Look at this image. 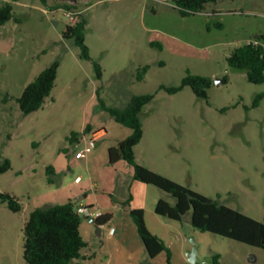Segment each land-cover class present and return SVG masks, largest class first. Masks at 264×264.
<instances>
[{"label": "rangeland", "instance_id": "1", "mask_svg": "<svg viewBox=\"0 0 264 264\" xmlns=\"http://www.w3.org/2000/svg\"><path fill=\"white\" fill-rule=\"evenodd\" d=\"M6 2L13 5L14 19L0 25V163L9 159L12 169L0 174V192L16 196L23 210L12 212L0 202V264H27L24 227L30 213L47 206L43 196L69 189L76 175L89 177L72 166L73 173L65 171L49 182L46 168L65 158L63 148L69 149L65 159H74L75 145L66 138L86 121L109 133L98 145V150L106 148L128 128L111 118L101 101L126 108L134 96L148 93L155 99L141 114L146 134L137 162L264 222V98L253 107L264 84L250 83L246 70L233 69L227 61L248 40L264 42V0H219L190 16H182L173 0H0V8ZM64 5L88 20L86 44L102 66V79L74 41L63 38L72 23ZM57 60L51 95L42 109L24 115L18 98ZM145 65L150 70L139 81L138 70ZM187 70L212 79L208 100L191 87L176 94L160 89L180 86ZM150 187L147 207L156 217L154 198L171 205L175 200ZM111 212L114 219L102 227L82 215L81 234L89 247L87 259L78 264H170L166 252L148 256L124 203ZM161 219L149 218L146 226L169 247L171 264H210L216 254L224 264H264L263 249L194 228L190 212L182 221Z\"/></svg>", "mask_w": 264, "mask_h": 264}, {"label": "trees", "instance_id": "2", "mask_svg": "<svg viewBox=\"0 0 264 264\" xmlns=\"http://www.w3.org/2000/svg\"><path fill=\"white\" fill-rule=\"evenodd\" d=\"M17 1V0H14ZM219 0H173L182 16H190L205 10L210 3ZM57 5L55 9H60ZM69 12L74 7L64 5ZM14 19L13 5L6 2L0 8V25ZM88 20L76 15L71 24L66 25L63 38L73 40L81 49V58L93 62L97 78H103V69L99 62L94 61L90 54V48L86 44V30ZM261 40V39H259ZM153 44V43H152ZM228 64L233 69L246 70L247 80L253 84H264V46L248 45L243 43L236 47L227 58ZM60 62L57 60L43 70L24 89L18 104L24 115H29L43 108L46 99L51 95L58 77ZM150 70V65H145L138 70L137 79L143 81ZM213 81L209 77L194 75L187 70V75L178 87L162 85L161 90L169 94H176L185 87H191L194 94L201 99L208 100V91ZM100 91L97 90L99 95ZM264 93L257 95L253 107H258ZM155 99L154 94H142L134 96L126 108L108 107L101 101L104 111L118 124L132 130V134L109 149V163L116 164L125 161L134 172L137 181L152 185L170 194L175 204L171 205L164 199H159L155 205V213L163 218L182 221L184 216L191 213V223L194 228L202 232L217 234L253 247L264 250V222L257 221L246 214L235 210L218 201L204 196L189 187L183 186L147 166L137 162L135 148L144 137V124L141 114L146 106ZM90 130V126L83 133L72 132L66 140L75 144L82 135ZM12 169L9 159L0 163V174H5ZM52 167H47L49 182L53 183L50 175ZM220 198V195H218ZM0 202L7 205L12 212H20L23 205L19 199L7 192H0ZM127 200L124 205L129 204ZM130 215L136 225L149 257L154 258L166 252L171 264L169 247L158 236L152 234L146 226L143 209H133ZM111 220L110 215H103L95 219L98 227L106 225ZM82 215L77 213V204L68 200L63 204H49L35 208L29 215L24 227V259L27 264H78L86 259L84 250L89 243L81 234ZM210 264H224L220 254L213 255Z\"/></svg>", "mask_w": 264, "mask_h": 264}, {"label": "crops", "instance_id": "3", "mask_svg": "<svg viewBox=\"0 0 264 264\" xmlns=\"http://www.w3.org/2000/svg\"><path fill=\"white\" fill-rule=\"evenodd\" d=\"M90 126V130L85 133L84 135H89L94 131H103V136L99 139L97 143L96 149L90 154L87 159L77 160L74 159L69 163L67 161V151L69 149L63 148V153L65 158H59L56 163L49 164L47 167H52L53 173L50 177L53 181H56L57 176L61 173H73L72 166H76L78 169H84L89 174V177H83L82 181L79 184H73V180H70L67 183V190L59 188L54 193H48L47 195L43 196L42 199L47 205L49 204H57L56 201H68L72 200L76 202L78 206H86L91 208H102L105 211L102 212L104 215H110L112 221L114 219V214L111 212L112 209L116 208L119 203H125L127 200H130L129 204L124 205V210L130 214V211L133 209H143L145 214V221L147 223V219H151L152 221H157V223L162 222L161 216L157 215L156 217H152V213L149 211L147 207L148 196L151 193L150 185L142 183L140 181L135 180L133 169L125 162L119 161L115 166H110L109 163V149L112 146L117 145L120 141L127 138L132 134L131 129H125L119 131V136L113 138V143L106 146V148H101L98 150V145L108 137L109 133L105 130V128L97 127L92 124H87L86 121L83 122V126L80 131H73L83 133L86 128ZM127 128V127H125ZM145 130H144V137L145 138ZM82 137V136H81ZM143 140L139 145L135 148V154L138 162H140V158L138 155V150L140 145L142 144ZM141 163V162H140ZM145 166V165H144ZM47 169V168H46ZM47 171V170H46ZM62 179H58V183L60 184ZM73 184V185H70ZM103 189L102 193H97V190ZM111 198V199H110ZM159 199H163V197H156L154 198V203L156 205ZM115 201V203H113ZM155 218V219H154ZM89 217L87 218V220ZM116 234V230L113 235ZM155 235V234H154ZM85 257L88 255L84 253ZM87 259V257H86Z\"/></svg>", "mask_w": 264, "mask_h": 264}, {"label": "built area", "instance_id": "4", "mask_svg": "<svg viewBox=\"0 0 264 264\" xmlns=\"http://www.w3.org/2000/svg\"><path fill=\"white\" fill-rule=\"evenodd\" d=\"M67 16H71L72 22L74 21L76 14L73 15L72 12H68ZM248 45H255L259 46L262 45L264 46V42L259 39H250L247 42H245ZM103 131H94L90 133L89 135H82L80 139L74 144L75 145V153H74V158L77 160H84L87 159L90 154L96 149L97 143L99 139L103 136ZM82 181L81 176H77L73 180V184H79ZM70 184V185H73ZM77 213L80 215L83 214H89V218H92L93 220L98 219L102 217L104 214L100 211L94 212L91 207H86V206H78L77 207ZM115 230L112 228L110 230L111 235H113Z\"/></svg>", "mask_w": 264, "mask_h": 264}, {"label": "water", "instance_id": "5", "mask_svg": "<svg viewBox=\"0 0 264 264\" xmlns=\"http://www.w3.org/2000/svg\"><path fill=\"white\" fill-rule=\"evenodd\" d=\"M215 82L217 84H224L225 83V79H217ZM88 222L91 223V224L95 223L92 218H89ZM191 241H192L193 244H195V240L193 238H191ZM196 254H197V248L194 247V249L189 253L191 261L196 259Z\"/></svg>", "mask_w": 264, "mask_h": 264}]
</instances>
